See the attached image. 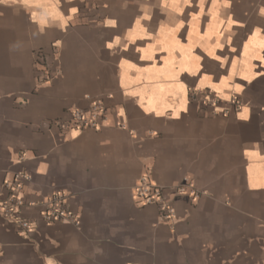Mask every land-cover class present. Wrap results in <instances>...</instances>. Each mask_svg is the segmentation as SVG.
Returning <instances> with one entry per match:
<instances>
[{
	"label": "crops",
	"instance_id": "0c3cea01",
	"mask_svg": "<svg viewBox=\"0 0 264 264\" xmlns=\"http://www.w3.org/2000/svg\"><path fill=\"white\" fill-rule=\"evenodd\" d=\"M0 264H264V0H0Z\"/></svg>",
	"mask_w": 264,
	"mask_h": 264
},
{
	"label": "built area",
	"instance_id": "2783aa9c",
	"mask_svg": "<svg viewBox=\"0 0 264 264\" xmlns=\"http://www.w3.org/2000/svg\"><path fill=\"white\" fill-rule=\"evenodd\" d=\"M100 111V102H94L89 111L74 109L71 112L73 124L77 128H95L99 125L97 116L100 114ZM27 178L28 175L21 172L14 174L11 180L5 183L10 190L9 198L1 204L4 218L13 222L15 227L22 231H28L33 226L32 221L21 217L19 213L20 207L24 204L21 196L22 180ZM175 188L177 193H187L190 194L192 198L198 196V192L194 188L192 181L187 178L177 183ZM134 196L142 204L156 203L162 219H170L173 217L174 209L172 204L167 197H165L163 190L149 180L147 174H143L139 179L134 190ZM41 205L40 215L46 225L61 220L71 221L74 224L78 223L76 215L65 206V197L61 193H56L44 199Z\"/></svg>",
	"mask_w": 264,
	"mask_h": 264
}]
</instances>
